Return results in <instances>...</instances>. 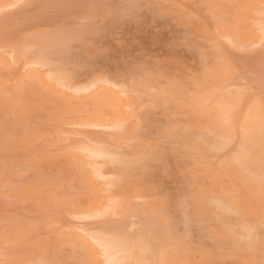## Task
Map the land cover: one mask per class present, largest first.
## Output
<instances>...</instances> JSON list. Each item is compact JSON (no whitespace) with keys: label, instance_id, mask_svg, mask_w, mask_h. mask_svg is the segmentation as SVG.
Masks as SVG:
<instances>
[{"label":"rangeland","instance_id":"obj_1","mask_svg":"<svg viewBox=\"0 0 264 264\" xmlns=\"http://www.w3.org/2000/svg\"><path fill=\"white\" fill-rule=\"evenodd\" d=\"M261 24L264 0H0V264H92L79 231L120 264H264Z\"/></svg>","mask_w":264,"mask_h":264},{"label":"bare ground","instance_id":"obj_2","mask_svg":"<svg viewBox=\"0 0 264 264\" xmlns=\"http://www.w3.org/2000/svg\"><path fill=\"white\" fill-rule=\"evenodd\" d=\"M10 1L13 3L14 2L16 3V1H18V0H10ZM246 25H247L249 31H252L256 34L259 33V27L256 28L255 27L256 25L253 24L252 22H249ZM261 25L263 26V24H261ZM263 27H260V28H263ZM39 81H41V80H39ZM108 94L113 99H116L117 97H119V96H114L113 92H109ZM80 158L82 159L83 166H84L83 167V175L86 178L89 187L91 188V190L93 189V191L95 192V194L98 198V204H99L98 207L103 206L104 203L108 202V200L110 198V196H109L110 191L109 190L112 189L111 187H109L110 184L104 180L105 175L103 173L99 172V169H98L99 168V166H98L99 162H98V164H96L97 159H103V157L101 155H97V154L93 155V156L89 155V154H87V155L83 154V155H81ZM95 164L97 166H95ZM109 179H110V177H109ZM112 186L114 187L115 185L113 184ZM75 235H76L77 240L88 251L90 258L92 260L91 261L92 264H120V263H123L122 259L128 252L127 248H125L124 246L117 245V244H114L112 242H104V241H101L100 239L92 238V236H90L89 234H87L84 231H79Z\"/></svg>","mask_w":264,"mask_h":264}]
</instances>
